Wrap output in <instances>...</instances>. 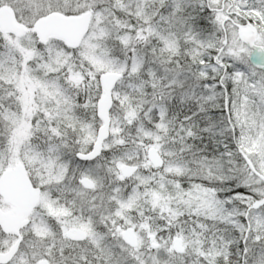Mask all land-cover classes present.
Wrapping results in <instances>:
<instances>
[{
	"label": "snow or ice",
	"instance_id": "6c2138e0",
	"mask_svg": "<svg viewBox=\"0 0 264 264\" xmlns=\"http://www.w3.org/2000/svg\"><path fill=\"white\" fill-rule=\"evenodd\" d=\"M0 264H264V0H0Z\"/></svg>",
	"mask_w": 264,
	"mask_h": 264
}]
</instances>
